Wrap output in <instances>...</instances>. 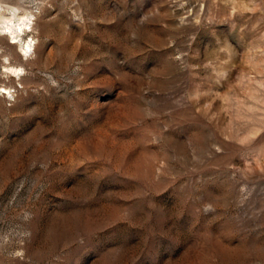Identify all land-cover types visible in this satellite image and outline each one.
Masks as SVG:
<instances>
[{
  "label": "rangeland",
  "instance_id": "374dc122",
  "mask_svg": "<svg viewBox=\"0 0 264 264\" xmlns=\"http://www.w3.org/2000/svg\"><path fill=\"white\" fill-rule=\"evenodd\" d=\"M23 1L0 264H264V0Z\"/></svg>",
  "mask_w": 264,
  "mask_h": 264
},
{
  "label": "bare ground",
  "instance_id": "6f19581e",
  "mask_svg": "<svg viewBox=\"0 0 264 264\" xmlns=\"http://www.w3.org/2000/svg\"><path fill=\"white\" fill-rule=\"evenodd\" d=\"M20 1L21 2H24L23 0H20ZM11 8L14 9L16 7L15 6H11ZM17 9H18V7H17ZM12 14H14V13H12ZM5 23H6L5 28L7 29V32L10 33L12 35L13 39H15L17 41L21 37V34L26 32L27 27H29L28 25H30L31 22H24V23H22V21L21 22L19 21V23H22V24H18V23L17 24H14V23H12V19L11 18H5ZM2 25H4V23ZM29 28L30 29H33V26L30 25ZM4 34L0 32V37L3 36ZM23 49H25V51L27 53L28 52H31V50L33 49V43L28 41Z\"/></svg>",
  "mask_w": 264,
  "mask_h": 264
}]
</instances>
